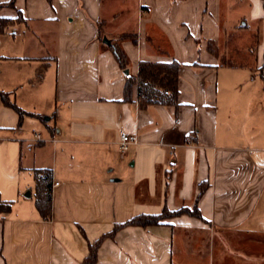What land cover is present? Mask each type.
<instances>
[{"label": "crops", "instance_id": "obj_1", "mask_svg": "<svg viewBox=\"0 0 264 264\" xmlns=\"http://www.w3.org/2000/svg\"><path fill=\"white\" fill-rule=\"evenodd\" d=\"M10 1L0 264H81L116 224L183 207L200 218L125 227L95 264H264V0ZM141 62L179 65L176 107L143 109L136 87L125 101ZM121 132L137 136L123 156ZM41 169L47 220L35 206Z\"/></svg>", "mask_w": 264, "mask_h": 264}, {"label": "trees", "instance_id": "obj_2", "mask_svg": "<svg viewBox=\"0 0 264 264\" xmlns=\"http://www.w3.org/2000/svg\"><path fill=\"white\" fill-rule=\"evenodd\" d=\"M11 0L8 4L13 5ZM6 24V21L2 22ZM212 52L215 54L217 49L211 45ZM115 57L118 64L125 68L126 59L120 52H115ZM178 69L179 65L175 62L168 64H156L141 62L139 64L138 75L136 77L128 76L125 85V101L131 98V92L136 87L137 101L139 107L147 108L150 105H162L176 107L178 105ZM1 99L6 105L4 94H1ZM20 114L21 112L18 111ZM35 181V206L40 216L47 220L50 216L51 208V171L46 169L34 171ZM204 186H200L199 193L204 191ZM191 216L200 218L197 209L194 207L180 208L175 211L164 209L158 215H139L135 216L122 224H116L112 231L101 236L98 240L88 245V255L81 264H95L97 261V253L100 245L106 239H113L116 233L128 226L146 228L149 226L162 225L164 221L178 217Z\"/></svg>", "mask_w": 264, "mask_h": 264}, {"label": "built area", "instance_id": "obj_3", "mask_svg": "<svg viewBox=\"0 0 264 264\" xmlns=\"http://www.w3.org/2000/svg\"><path fill=\"white\" fill-rule=\"evenodd\" d=\"M140 12L141 14L143 13L142 9H140ZM135 144H137V136L127 134L124 132L120 133L119 140H118V148H119V152L121 156L125 155L129 147Z\"/></svg>", "mask_w": 264, "mask_h": 264}, {"label": "rangeland", "instance_id": "obj_4", "mask_svg": "<svg viewBox=\"0 0 264 264\" xmlns=\"http://www.w3.org/2000/svg\"><path fill=\"white\" fill-rule=\"evenodd\" d=\"M233 53H234V52H233ZM232 55H233V54H232ZM228 57H229V56H227V55H224V56H223V59H224L225 61H227V62H228V61H230V62H231V59H233V58H234L233 56H231V57H230V60H228V59H229ZM239 59H240V58H239ZM190 209H192V208H190Z\"/></svg>", "mask_w": 264, "mask_h": 264}, {"label": "water", "instance_id": "obj_5", "mask_svg": "<svg viewBox=\"0 0 264 264\" xmlns=\"http://www.w3.org/2000/svg\"><path fill=\"white\" fill-rule=\"evenodd\" d=\"M103 42L109 44V42H107L106 40H104ZM125 74H127V71H125ZM28 196H29V192H28Z\"/></svg>", "mask_w": 264, "mask_h": 264}]
</instances>
